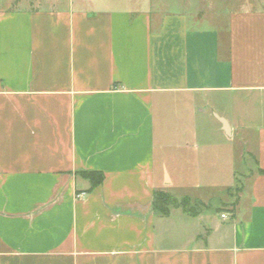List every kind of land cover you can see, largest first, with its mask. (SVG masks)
Here are the masks:
<instances>
[{
    "label": "crops",
    "instance_id": "obj_1",
    "mask_svg": "<svg viewBox=\"0 0 264 264\" xmlns=\"http://www.w3.org/2000/svg\"><path fill=\"white\" fill-rule=\"evenodd\" d=\"M14 2L0 7V264H264V126L245 204L153 205L203 204L170 189L200 180L213 136L245 129L210 96L264 100V7L191 20L190 1Z\"/></svg>",
    "mask_w": 264,
    "mask_h": 264
},
{
    "label": "rangeland",
    "instance_id": "obj_2",
    "mask_svg": "<svg viewBox=\"0 0 264 264\" xmlns=\"http://www.w3.org/2000/svg\"><path fill=\"white\" fill-rule=\"evenodd\" d=\"M66 1L67 0H16L12 6L20 7L29 4L37 6L40 3L42 6L46 7L52 3L54 6L61 8V5L64 6ZM189 1L165 0V2H168V10L170 12L175 11V3L180 2L187 4L189 2L188 5L190 4V9L188 8L185 12L191 20L197 16L196 14L198 12H202V14L206 16L218 17L219 15L207 14L209 10H216L217 8H221V6H223L225 10L228 9V5L235 6L241 2L246 7L250 8L264 7V0ZM9 5L11 6L9 0H0V7ZM209 99V103L214 108L216 114L225 115L231 122L233 114H237V116H240L243 120L245 129L238 133L233 141L219 142L218 138L213 136L210 140L213 147L212 150H210L212 153L210 160L207 166L200 164V172L203 175H200V180L181 182V186L179 184L181 189L176 190L178 186H174V188L170 189L171 193L187 192L190 193V195L201 198L200 200L204 202L203 204L190 197H186L187 208L192 209L191 215L206 210L208 218L211 215L208 210L217 214L223 213L227 208L230 209L233 204H236L239 197L242 201L241 204L247 202L248 190L246 181H243V175L249 172L250 174L255 173V168L257 167L255 160L258 151V129L264 126V100H259L255 95L244 94L240 95L238 99L233 98L231 95L223 97L210 96L207 101ZM205 115L212 124H215L213 119L209 117V112ZM197 153L201 157V150H198ZM235 172L236 174L238 173V177L237 175L234 177ZM204 177H206V179ZM241 192L242 194H240ZM174 199L178 207L170 206L169 212L175 208L181 209L180 203L182 198Z\"/></svg>",
    "mask_w": 264,
    "mask_h": 264
},
{
    "label": "trees",
    "instance_id": "obj_3",
    "mask_svg": "<svg viewBox=\"0 0 264 264\" xmlns=\"http://www.w3.org/2000/svg\"><path fill=\"white\" fill-rule=\"evenodd\" d=\"M258 173L262 175L264 174V170L263 171L259 170ZM80 175L89 182L90 189L99 186L103 181V175L99 172H83ZM186 203H187L186 197L182 198L180 207L188 215H191L192 209L187 208ZM153 205H154V210L162 216H167L169 214L170 206L178 207L176 206L175 199L172 196L162 192H157L155 194Z\"/></svg>",
    "mask_w": 264,
    "mask_h": 264
},
{
    "label": "water",
    "instance_id": "obj_4",
    "mask_svg": "<svg viewBox=\"0 0 264 264\" xmlns=\"http://www.w3.org/2000/svg\"><path fill=\"white\" fill-rule=\"evenodd\" d=\"M218 120H219V122L221 123V125H222V129H223V132L225 133V134H228V126H227V123H226V121L225 120H223V119H221V118H218Z\"/></svg>",
    "mask_w": 264,
    "mask_h": 264
},
{
    "label": "built area",
    "instance_id": "obj_5",
    "mask_svg": "<svg viewBox=\"0 0 264 264\" xmlns=\"http://www.w3.org/2000/svg\"><path fill=\"white\" fill-rule=\"evenodd\" d=\"M221 217H222V218H224V217H225V215H221Z\"/></svg>",
    "mask_w": 264,
    "mask_h": 264
}]
</instances>
